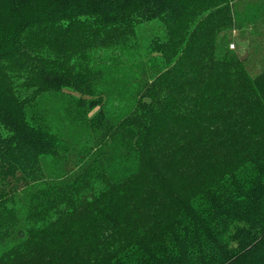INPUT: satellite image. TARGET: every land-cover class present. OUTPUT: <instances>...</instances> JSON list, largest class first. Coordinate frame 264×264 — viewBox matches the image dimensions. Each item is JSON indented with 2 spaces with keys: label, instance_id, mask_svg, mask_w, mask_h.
<instances>
[{
  "label": "trees",
  "instance_id": "trees-1",
  "mask_svg": "<svg viewBox=\"0 0 264 264\" xmlns=\"http://www.w3.org/2000/svg\"><path fill=\"white\" fill-rule=\"evenodd\" d=\"M260 22L264 0H0V264H264V63L227 36Z\"/></svg>",
  "mask_w": 264,
  "mask_h": 264
},
{
  "label": "rangeland",
  "instance_id": "rangeland-1",
  "mask_svg": "<svg viewBox=\"0 0 264 264\" xmlns=\"http://www.w3.org/2000/svg\"><path fill=\"white\" fill-rule=\"evenodd\" d=\"M258 29L257 33L250 28L232 30L227 33L230 47L232 48L235 45L233 48L238 50L241 57H245L250 65L254 66L255 71H258L264 63V22L259 23ZM75 134L81 135L82 133L78 131ZM218 166L207 168L208 172L206 171L207 173L204 176L206 181H210L216 176Z\"/></svg>",
  "mask_w": 264,
  "mask_h": 264
}]
</instances>
